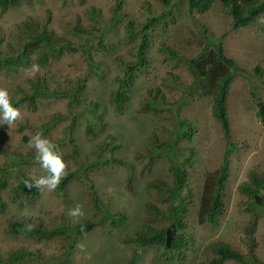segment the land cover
<instances>
[{
  "label": "rangeland",
  "instance_id": "374dc122",
  "mask_svg": "<svg viewBox=\"0 0 264 264\" xmlns=\"http://www.w3.org/2000/svg\"><path fill=\"white\" fill-rule=\"evenodd\" d=\"M169 1L171 14L165 15L169 6L162 0H19L0 13V55L15 54L22 47L28 37H19L20 27L27 19L51 38L49 44L30 49L28 65L0 73V87L10 97L29 93V81L36 76L47 86L45 96L16 107L20 118L0 126V167L14 159L31 181L47 175L30 145L39 134L57 146L66 173H73L63 190L40 187L33 201L18 203L10 196L18 171L14 165L8 168L0 191L1 258L24 248L37 261L24 258L20 264H126L133 254L132 264H211L215 245L224 242L242 254L251 246L264 261V189L253 196L260 199L255 212L244 206L253 198L239 190L250 183V172L264 173V125L256 116L257 101L264 103V11L249 25L233 28L229 11L219 1L202 14L189 13L186 0ZM161 14L148 30L147 65L134 71L127 97L117 107L112 93L124 74L120 62L134 61L139 42L138 37H126V22L132 21L137 31L147 17ZM202 28L219 38L237 66L226 102L233 149L215 222L206 220L203 200L208 180L223 163L224 134L211 113V94L190 88L192 74L182 60L212 49ZM41 54L46 57L43 63L38 60ZM148 99L156 103L153 109H144ZM177 119L190 127L188 136L178 134ZM162 143L174 146L171 155L187 173V211L182 214L184 227L177 229L186 247L172 253L159 244L129 241L148 225H169L146 212L149 202L166 208L147 188L154 179H170L166 151L151 153ZM93 198L105 212L119 214L121 221L113 224ZM77 206L83 215L70 216ZM13 220L47 231L87 221L95 225L35 239L24 232L9 233ZM173 255L179 258L169 259Z\"/></svg>",
  "mask_w": 264,
  "mask_h": 264
},
{
  "label": "trees",
  "instance_id": "16d2710c",
  "mask_svg": "<svg viewBox=\"0 0 264 264\" xmlns=\"http://www.w3.org/2000/svg\"><path fill=\"white\" fill-rule=\"evenodd\" d=\"M19 0H0V13H2L8 6L14 5ZM165 5H168V11L164 12L171 14V4L169 0H162ZM219 1L221 6L226 8L232 17L233 28L247 26L264 11V0H186L187 10L189 13L197 12L199 14L207 12L212 5ZM119 7V4L117 5ZM173 7V5H172ZM162 14L153 16L150 15L143 22H141L140 27L135 30V26L132 21L126 22V37L133 39L135 37L139 38V42L136 48L135 59L132 62H120L122 63L124 74L117 80V87L113 94V102L117 107H121L123 101L126 99V91L128 87L133 82V74L135 70H140L142 67L147 65L146 52L149 47V34L148 30L153 27L154 24L158 23L162 19ZM205 28H202V32L206 35V42L211 46V50H207L206 54H197L196 57H191L182 60L188 63V67L192 74L191 89H205L212 96L211 103V113L213 117L220 123L222 132L225 139V153L223 156V163L215 177H211L210 186H208L207 191H205L204 205L206 220L208 222H215L217 215L222 210V193L225 177L227 174V157L230 151L233 149V144L230 138V128H229V117L227 113V98L229 85L236 71L235 61L228 57L223 50L222 44L219 38H214L210 35ZM28 37L26 41L23 42L22 47L20 45L19 50L15 54L0 55V73L8 68L10 70L17 69L20 66L28 65L31 61L30 59V49H35L40 43H50V34L46 31L37 32V28L30 22L26 20L20 27V35ZM164 48V47H163ZM83 48H81L82 50ZM166 49L168 53L175 57L176 53L172 49ZM40 63L46 61L45 54H41L38 58ZM256 74H260V68L256 67L254 69ZM29 93L23 95L22 97H10L13 107L22 105L26 100L33 102L38 96H45L47 94V86L45 82L39 76H36V80L29 81ZM207 84V88H206ZM264 86V80L262 82ZM34 87V89H33ZM73 91L69 93L71 94ZM188 93L186 94L187 97ZM185 97V98H186ZM154 104H156L152 99H148L144 103V109H153ZM256 116L259 121L264 125V103L262 101H257ZM3 127H5L3 125ZM176 127L178 134L182 133L183 136H188L190 133V127L181 119H177ZM182 128V129H181ZM107 141H104L103 145H106ZM115 148V147H114ZM159 149L166 151V157L169 162V180H163L160 178L154 179L147 184V188L152 192L157 201L160 204H165L166 208H160L155 203H147L146 212L153 220H166L168 224H175L177 229H182L184 223L182 222L183 213L187 211L186 197L183 196V190L186 187L187 173L185 169L180 167V162L175 154L171 155L174 150V146L168 143H162L158 147L152 148L151 153L155 154ZM8 156V152L5 151ZM20 156L21 155H14ZM37 156V155H36ZM26 157H31L27 155ZM68 158V157H67ZM29 161H31L29 159ZM27 161V162H29ZM19 162L14 159L10 164L0 167V191L6 186L5 175L8 172V168L15 166L16 180L17 183L11 187V200L24 203V201H33L38 195V189L36 187H27L25 181L32 183L30 179H27L22 172H20V166L17 165ZM250 183H243L239 186L241 193L249 195L253 198L252 202H246L245 208L250 212H255L257 205L255 198L253 197L260 189H264V173L259 176L255 172H250ZM73 176V173L69 172L61 178L58 189L63 190L67 185L69 179ZM95 206L98 210H101L104 216L108 217L113 224L119 223L121 216L119 214H111L105 212L103 208L98 205L96 200L93 198ZM185 202V205L183 203ZM2 200L0 198V207L3 206ZM156 218V219H155ZM91 221L85 222L82 226L79 224H74L73 227H57L53 230L47 231L40 229L38 227H33L26 222H20L13 220L9 222V233L17 234L19 232H24L33 238H42L44 236H51L55 234H60L63 231L69 232H82L83 229H88L94 226ZM30 226V227H29ZM165 230L166 227L156 228L152 226H146L142 231L135 232L129 241H134L143 244H159L162 245L165 251H170L171 253L175 250H181L186 247V241L182 234H178L177 238L173 241L170 248L166 247L165 244ZM250 243V242H249ZM215 257L212 259L211 264H225L226 260H233L244 264H264V261L259 260L250 249L246 254H242L237 249L220 242L215 245L213 249ZM137 254H133L132 258L126 264H132L134 257ZM31 256V257H28ZM30 258L33 261H37V256L30 255L27 249L21 248L18 251L10 253L6 258H1L0 262L3 264H20L19 261L22 259ZM179 258L175 255L171 256L169 259Z\"/></svg>",
  "mask_w": 264,
  "mask_h": 264
},
{
  "label": "clouds",
  "instance_id": "9594fccd",
  "mask_svg": "<svg viewBox=\"0 0 264 264\" xmlns=\"http://www.w3.org/2000/svg\"><path fill=\"white\" fill-rule=\"evenodd\" d=\"M20 116L21 114L19 110L13 107V103L10 99V94L8 90L6 88L0 87V126H2L3 124L11 125L14 121L20 118ZM30 145L36 149L37 152L36 160L40 164L41 168H43L46 171L47 175L41 176L39 179H34L32 183L25 181V185L27 187H36V188L47 187L49 190H54L59 185L61 178L67 174L65 171L66 164L63 161L60 154L57 152L56 150L57 146L48 139L42 138L41 135L39 134L31 138ZM69 215L72 217H78L83 215V213L81 211V208L77 206L76 208L69 211ZM176 235L178 236L177 227H176Z\"/></svg>",
  "mask_w": 264,
  "mask_h": 264
},
{
  "label": "water",
  "instance_id": "95a60500",
  "mask_svg": "<svg viewBox=\"0 0 264 264\" xmlns=\"http://www.w3.org/2000/svg\"><path fill=\"white\" fill-rule=\"evenodd\" d=\"M256 202H260V199L255 196ZM176 226L175 224H170L165 231V244L167 247L171 246L172 241L176 238Z\"/></svg>",
  "mask_w": 264,
  "mask_h": 264
}]
</instances>
